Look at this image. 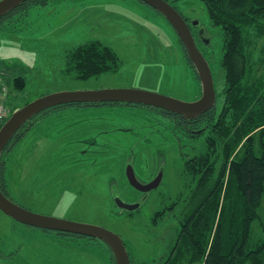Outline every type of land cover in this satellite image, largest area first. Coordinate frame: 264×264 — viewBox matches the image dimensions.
I'll use <instances>...</instances> for the list:
<instances>
[{
	"label": "rangeland",
	"instance_id": "374dc122",
	"mask_svg": "<svg viewBox=\"0 0 264 264\" xmlns=\"http://www.w3.org/2000/svg\"><path fill=\"white\" fill-rule=\"evenodd\" d=\"M173 5L200 27L197 42L210 63L220 111L225 88L222 29L212 25L199 0H179ZM4 25L0 28V100L13 113L42 96L60 92L136 89L184 102L202 96L200 80L188 65L176 30L138 0H54ZM93 41L114 49L121 68L97 79L78 80L66 72L67 56ZM20 78L24 88L16 85ZM100 110L69 107L50 114L14 146L10 185L31 212L106 228L126 242L132 260L154 264L168 256L180 228V207L155 222L156 214L174 205L182 189L185 161L180 151L188 159L203 139L184 142L182 149L168 133L150 135L149 128L141 127L144 120L123 111ZM152 122L148 119L147 125ZM135 126L140 128L135 129V139L131 133L113 132ZM144 136L145 147L143 153L137 152L136 162L141 180L149 182L147 172L153 173L160 163L166 165V177L158 190L141 198L124 178L129 156L121 160L117 156ZM87 153L92 155L84 157ZM119 197L142 207L124 211L116 202ZM259 213L260 220L253 224L255 243L264 240V200ZM0 245V264H112L108 246L100 240L29 228L1 212Z\"/></svg>",
	"mask_w": 264,
	"mask_h": 264
},
{
	"label": "trees",
	"instance_id": "16d2710c",
	"mask_svg": "<svg viewBox=\"0 0 264 264\" xmlns=\"http://www.w3.org/2000/svg\"><path fill=\"white\" fill-rule=\"evenodd\" d=\"M52 1H26L0 18V28L7 27L6 22L26 18L35 7L47 6ZM165 1L174 6L179 0ZM199 1L206 6L212 25L223 32L221 66L225 71V88L221 110L215 107L204 115L187 119L140 104L100 105L123 106L126 110L121 113L144 120L145 125L151 118L153 122L146 127L158 125L159 131L168 133L178 146L203 139L202 146L195 147L196 153L188 159L180 151L185 161L180 176L182 189L174 205L155 217V222L163 220L180 207V228L168 256L154 264H264V240L255 243L253 239V224L260 220L264 200V0ZM184 53L199 79L185 47ZM120 68L116 51L101 41L79 46L67 56L66 72L74 73L78 80L97 79L117 73ZM16 85L24 88L25 82L16 79ZM81 105L94 104H67L49 109L15 134L1 158L0 188L6 196L9 188L6 167L14 146L50 114ZM109 251L111 263L116 264ZM130 259L131 264H140L131 256Z\"/></svg>",
	"mask_w": 264,
	"mask_h": 264
},
{
	"label": "water",
	"instance_id": "95a60500",
	"mask_svg": "<svg viewBox=\"0 0 264 264\" xmlns=\"http://www.w3.org/2000/svg\"><path fill=\"white\" fill-rule=\"evenodd\" d=\"M28 0H1L0 18L18 8ZM151 8L162 14L176 30L183 43L187 54L200 78L202 96L194 102H184L161 94L136 89H114L83 92H60L42 96L28 103L16 111L0 131V165L3 152L15 134L24 124L49 109L67 104L88 103H129L140 104L167 110L192 119L204 115L214 109L217 104L214 75L209 61L199 49L189 24L182 14L165 0H141ZM193 26L198 23L192 22ZM203 31H201V34ZM206 43H210L206 40ZM126 174L130 185L141 193H149L159 188L163 173L148 184L141 183L135 173L134 167L128 165ZM120 209L135 211L139 204H127L121 199H116ZM0 211L13 220L37 229L64 232L77 236L88 237L104 242L112 251L116 264H131L130 255L123 239L116 233L86 223H76L36 214L18 205L0 188Z\"/></svg>",
	"mask_w": 264,
	"mask_h": 264
},
{
	"label": "flooded vegetation",
	"instance_id": "af4514ba",
	"mask_svg": "<svg viewBox=\"0 0 264 264\" xmlns=\"http://www.w3.org/2000/svg\"><path fill=\"white\" fill-rule=\"evenodd\" d=\"M185 20H186V22L189 24V26H190V28H191V31H192V33H193V35H194V37L196 38V40L198 39L197 38V33L199 32V30H200V27H198V26H193L192 25V20H190V19H188V18H186L185 17ZM202 31V30H201ZM202 38L204 39V40H207L206 38H204V36H202ZM199 45V44H198ZM199 98V97H198ZM197 98V99H198ZM196 99V100H197ZM108 103H111V102H108ZM94 105H81V106H77L76 108H79V109H82V108H101V110L100 111H105V112H116L117 110H121V111H123V112H125V110L126 109H124L123 108V106L121 107V108H119V107H110V106H103V105H100V104H103V103H93ZM125 107V106H124ZM106 108H111L112 110H115V111H108ZM127 108V107H126ZM118 112V111H117ZM136 119V118H135ZM138 121V120H137ZM37 125H39V124H37ZM36 125V126H37ZM35 126V127H36ZM145 127V128H149V127H146L147 125H145V124H143L141 127ZM34 127V128H35ZM34 128H33V130H34ZM159 126L157 125V126H154V127H152V128H149L150 129V135H152V134H154V133H159V134H162V132L161 131H159ZM135 129H140L139 127H137V126H135L134 128H125V129H122V130H120V129H115L113 132H117V131H123V132H125V133H131V135H132V138L133 139H135L134 137L136 136V135H138V132L136 133V130ZM32 130V131H33ZM31 131V132H32ZM30 132V133H31ZM165 135H166V132H163ZM144 138H147L146 136H144V137H142V138H139L138 139V141L136 142V144L133 146V147H130L129 146V149H127V153H125L124 154V152L123 153H120V154H122V155H118L117 156V159H120L121 160V158L124 156V155H127V157L129 156V163L128 162H125V164H124V167H123V169H124V178H125V180L127 181V183H129V181H128V178H127V174H126V169H127V166L128 165H132L133 167H134V170H135V173H136V176H137V178H138V180L141 182V183H143V184H148V183H150V182H152L153 180H155L159 175H160V173H163V178H162V181H161V184H160V186L162 185V183L164 182V179H165V174H166V165H161V163L159 164V165H156L155 166V168H154V170L152 171L153 173H148L147 172V174H146V171H145V174L147 175V176H151V178H147L148 180L147 181H149V182H146V181H142L141 180V177H140V174L138 173V168H137V166H136V162H137V157L140 155L139 153H137L138 151L140 152V153H143V151H141V150H143L144 149V147H145V144H143L142 143V141L144 140ZM91 145H93V144H91ZM178 149H180V147H178ZM15 150H16V147L15 148H13V150H12V152L9 154V161H8V163H7V169H6V180L8 181V184H9V188H8V191H7V193H8V198L9 199H11V200H13L15 203H17L18 205H21L22 207H24V208H26V209H28L27 207H25L22 203H21V200H18L15 196H14V190H12V186L10 185V181H11V179L13 178V175H11V176H9V174H10V169H9V167H10V162H11V156L13 155H16L15 154ZM117 150V149H116ZM87 152H89V151H87ZM115 154H116V152H115ZM89 155H92V154H85L84 155V157L85 156H89ZM142 157H146V156H144V154L143 155H141ZM124 161V160H123ZM120 162V161H119ZM156 162H158V161H156ZM144 163V162H143ZM140 165V164H139ZM92 171H89L88 173H91ZM142 176V175H141ZM116 181H118V180H116ZM129 185H130V183H129ZM131 186V185H130ZM160 186H159V188H160ZM132 187V186H131ZM133 188V187H132ZM158 188V189H159ZM134 189V188H133ZM158 189H156V190H158ZM135 191H136V193L139 195V196H141V198H145V197H147V195L148 194H150L151 192H153V191H151V192H149V193H141V192H139V191H137L136 189H134ZM155 191V190H154ZM116 197H118V196H116ZM16 199V200H15ZM118 199V198H117ZM119 199H121L120 197H119ZM122 200V199H121ZM114 201H115V199H114ZM123 201V200H122ZM137 204H140V203H137ZM142 207V204H140V207H139V209L138 210H140V208ZM29 210V209H28ZM138 210H136V211H138ZM125 211V210H124ZM1 212V211H0ZM2 213V212H1ZM3 215H5L4 213H2ZM6 216V215H5ZM8 217V216H7ZM10 218V217H9ZM10 219H12V218H10ZM13 220V219H12ZM13 221H15V220H13ZM16 223H18V224H20V225H23V224H21V223H19V222H17V221H15ZM23 226H26V225H23ZM26 227H29V228H33V229H37V228H34V227H30V226H26ZM37 230H40V231H44V232H49V233H55V234H57V235H59V236H66V235H68V236H66V237H72L73 236V234H68V233H64V232H57V231H50V230H43V229H37ZM75 236H77V235H75ZM0 253H1V245H0ZM1 255V254H0ZM2 257H3V255H1Z\"/></svg>",
	"mask_w": 264,
	"mask_h": 264
},
{
	"label": "built area",
	"instance_id": "2783aa9c",
	"mask_svg": "<svg viewBox=\"0 0 264 264\" xmlns=\"http://www.w3.org/2000/svg\"><path fill=\"white\" fill-rule=\"evenodd\" d=\"M10 115H11V110L7 106H5L2 102H0V128L9 119Z\"/></svg>",
	"mask_w": 264,
	"mask_h": 264
}]
</instances>
